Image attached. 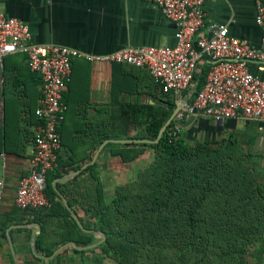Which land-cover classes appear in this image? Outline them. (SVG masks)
<instances>
[{
  "label": "crops",
  "instance_id": "0c3cea01",
  "mask_svg": "<svg viewBox=\"0 0 264 264\" xmlns=\"http://www.w3.org/2000/svg\"><path fill=\"white\" fill-rule=\"evenodd\" d=\"M204 7L206 23L198 35L211 37L210 24H225L230 35L247 40L255 48L262 46L256 0H204ZM0 8L29 24L33 43L63 45L80 52L73 59L72 79L63 96L67 113L61 125V154L63 163L71 167L68 173L81 171L69 178L61 169L63 175L53 185L58 191L57 183H67L97 163L95 171L109 197L114 187L134 177L154 155L149 147H106L108 143L119 144L108 142L92 163L105 140L119 139L114 135L119 131L120 102L155 104L165 92L145 68L88 57L128 47L173 46L177 43L176 23L150 0H0ZM251 70L259 73L256 65ZM40 82L24 53L7 54L0 61V264H85L87 254H77L72 245L54 254L62 244L49 256L40 251L36 243L45 225L36 218H43L46 211L23 210L15 203L19 183L30 171L29 160L34 152L37 117L33 114L41 95ZM197 117L186 127L187 137L207 140L235 130L247 132L257 137L256 149L264 154V119L239 117L217 122L211 117ZM106 134L111 137L99 143ZM137 151L139 155L127 162L119 155L125 152L133 156ZM260 167L264 168V158ZM58 193L62 200H68ZM77 214L82 216L83 212ZM59 228L57 220L47 225L52 236ZM59 254L60 260L51 262Z\"/></svg>",
  "mask_w": 264,
  "mask_h": 264
},
{
  "label": "trees",
  "instance_id": "16d2710c",
  "mask_svg": "<svg viewBox=\"0 0 264 264\" xmlns=\"http://www.w3.org/2000/svg\"><path fill=\"white\" fill-rule=\"evenodd\" d=\"M208 70L204 62L195 77L193 97L203 88ZM176 106L173 93H164L155 104L120 102L119 131L114 137L154 140ZM175 124L158 143L106 145L154 151L151 161L118 184L110 197L95 171L97 163L73 180L56 184L70 206L83 212L79 216L84 227L106 234L94 248L73 250L82 255L98 251L97 264L107 257L118 264H264V168L260 167L264 154L256 149L257 137L235 130L191 142L187 129L181 127L179 138L170 141L168 134ZM40 125L37 117V129ZM110 137L106 134L99 143ZM119 155L127 162L139 152ZM62 157L60 153L58 166L47 174L46 193L52 206L40 209L46 211L44 217L36 218L46 226L36 246L48 256L67 242L86 246L101 238L79 227L53 185L63 175L61 169L68 173L71 168ZM49 220L60 225L54 236L47 229ZM55 260L60 254L51 262Z\"/></svg>",
  "mask_w": 264,
  "mask_h": 264
},
{
  "label": "built area",
  "instance_id": "2783aa9c",
  "mask_svg": "<svg viewBox=\"0 0 264 264\" xmlns=\"http://www.w3.org/2000/svg\"><path fill=\"white\" fill-rule=\"evenodd\" d=\"M150 1L176 23L175 45L128 47L88 58L145 68L163 92L173 93L177 102H186L169 131L170 141L180 136L177 121L191 115L217 122L239 117L264 119V1L256 0V21L263 29L260 48L230 35L225 24H210L211 37L198 35L206 23L204 0ZM13 53L27 55L30 70L41 77V97L35 110L41 125L34 136L30 171L19 183L15 203L23 210L44 209L52 206L46 193L47 174L58 166L63 149L59 130L67 110L63 96L72 79L73 59L80 52L63 45L33 43L29 24L0 8V61ZM204 62L209 66L206 82L193 97L195 77ZM252 65L259 73L252 72Z\"/></svg>",
  "mask_w": 264,
  "mask_h": 264
},
{
  "label": "water",
  "instance_id": "95a60500",
  "mask_svg": "<svg viewBox=\"0 0 264 264\" xmlns=\"http://www.w3.org/2000/svg\"><path fill=\"white\" fill-rule=\"evenodd\" d=\"M186 105V102L184 100H181L179 102H177V106L174 109V111L172 112V114L170 115V117L167 119V121L163 124V126L160 128L158 136L156 139H148V138H134V139H107L105 140L102 145L99 147V149L97 150L95 156L93 157V161L92 163L95 162L97 156L100 154L101 150L103 149V147L108 143V142H119V143H158L161 139V137L163 136L164 132L166 131V129L171 125V123L173 121H175V119L177 118L178 113L181 111V109ZM198 119V117L196 115H191L189 119L185 120V121H181L178 120L177 123L183 127L186 128L188 126H190L191 124H193L196 120ZM89 164H87L86 166H88ZM85 166V167H86ZM84 167V168H85ZM81 170H77L76 172H71L68 173V177H72L74 176L76 173H79ZM63 200L65 202L66 207L71 211L74 219L76 220L77 224L79 225V227L85 231V232H92V233H96L98 234L101 238L89 245L86 246H80L78 245L76 242L72 241V242H68L64 245H62L61 247H59L54 254H56L59 250H61L62 248H64L65 246H70L72 245L73 247H75L78 250H87V249H91L94 248L98 245H100L102 242L105 241L106 239V234L101 231V230H88L87 228L84 227L83 223L81 222L77 212L70 206L68 200L63 197ZM37 227L39 226L38 223H36ZM35 240H36V234H34L33 236V249L35 250Z\"/></svg>",
  "mask_w": 264,
  "mask_h": 264
},
{
  "label": "rangeland",
  "instance_id": "374dc122",
  "mask_svg": "<svg viewBox=\"0 0 264 264\" xmlns=\"http://www.w3.org/2000/svg\"><path fill=\"white\" fill-rule=\"evenodd\" d=\"M183 128V127H182ZM182 131V130H181ZM188 139L191 141V142H193V141H195V139H197L196 137H193V136H189L188 137ZM115 188V187H114ZM113 188V189H114ZM113 193V191L111 192V194ZM111 194H109V197H110V195ZM98 255H99V253H98V251L97 252H95V253H89V254H87L86 255V261H85V264H97V261H96V259L98 260ZM101 264H118L115 260H113V259H111V258H105V259H103L102 260V262H101Z\"/></svg>",
  "mask_w": 264,
  "mask_h": 264
}]
</instances>
